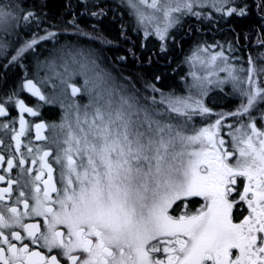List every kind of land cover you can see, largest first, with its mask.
<instances>
[{
  "label": "snow or ice",
  "instance_id": "6c2138e0",
  "mask_svg": "<svg viewBox=\"0 0 264 264\" xmlns=\"http://www.w3.org/2000/svg\"><path fill=\"white\" fill-rule=\"evenodd\" d=\"M79 4L92 17L107 15L89 0ZM117 7L162 54L185 18L214 24L249 11L245 0H119ZM257 7L264 11V0ZM45 16L0 0V81L22 72L0 101V117L9 116L5 105L19 110L18 131L15 120L0 125L15 141L13 155L0 154V264H264V112L260 127L254 116L264 108V54L236 57L240 35L227 47L197 43L184 58L187 95L147 82L136 89L93 51L61 42L69 27L88 35L75 14L61 31L42 28ZM258 44L264 48V37ZM226 84L238 106L213 113L205 97ZM25 91L43 103L28 107L19 99ZM69 95L88 103L66 102ZM47 104L63 110L60 122L35 124L40 146L22 145L24 114L39 117ZM228 118L237 123L226 125L225 147ZM196 119L205 126L196 128Z\"/></svg>",
  "mask_w": 264,
  "mask_h": 264
},
{
  "label": "flooded vegetation",
  "instance_id": "af4514ba",
  "mask_svg": "<svg viewBox=\"0 0 264 264\" xmlns=\"http://www.w3.org/2000/svg\"><path fill=\"white\" fill-rule=\"evenodd\" d=\"M49 0H24V3L27 7L36 10L40 5L43 6L44 13L46 14L47 18L46 20H54L57 21L59 19L62 20H71L72 14L76 15L77 22L84 21V32L88 33L86 36L87 43L83 46L86 48L91 49L93 52H108V51H115V52H123V51H129L131 52L137 50V46H135L134 39L130 40L132 43H128L125 45L123 39L125 40L126 32H131V23L129 21H125V15L122 8L117 7L119 3H114L113 0H89V3H95L98 5H101L105 11L107 12V15L105 17L96 18L89 15L83 7H80L79 0H66V6L64 12H58L56 14V17H52L49 15L50 7L47 5V2ZM261 3V0H247L248 5V13L245 17H248L250 14H254L255 18L257 19L254 21L251 26H248L246 30L240 32L239 30H236L234 28L226 30L232 35V42L236 43V37L237 35H240V40L238 41V51L241 53H245V57L247 58L249 55L253 57V60H256V57L260 54H264V48H261L258 44V37H264V11H261L260 8L257 7ZM71 5V14L69 12L68 6ZM93 11H99V8H93ZM48 11V12H47ZM81 13H84V15H80ZM108 19L111 23L116 21L119 23V29L118 32H121V25L126 24V31L123 33L119 32V36H115L113 29L110 32H107L106 29H102L103 25L101 24L102 20ZM93 25H95V30L93 29ZM44 26V25H43ZM41 25V27H43ZM52 30V29H49ZM53 30V31H58ZM117 32V33H118ZM42 34V33H41ZM74 34V33H73ZM71 34V35H73ZM133 34L135 35V38H137V33L133 31ZM247 36V39L244 38V36ZM95 37V38H94ZM115 37V38H113ZM129 41V40H128ZM134 41V42H133ZM217 43V42H216ZM215 43V44H216ZM219 44L224 45L227 47V44L230 43L227 42H220ZM79 47V46H78ZM238 67H246L247 65H237ZM22 76V72H20L18 69H13L12 72L8 74V76L4 77L3 81H0V101H3L7 97V93H9L14 87H16L19 84L20 77ZM77 84V82H74ZM76 87H79L78 85H75ZM227 88H225L224 93L221 94V96L225 99H228V103H222V108L220 110L215 109V103L213 102V95H208L207 98L204 100V103L212 110L213 113H229L232 111H235L238 106V100L231 95L232 88L230 84L226 85ZM81 95H78L75 97L77 99ZM210 98L211 103H209L208 99ZM81 98V97H80ZM19 99H23L28 107H32L34 109L37 108L38 105L42 104L43 102H40L38 98L31 96L30 93H27L26 91L22 93L19 96ZM9 116L8 118L0 117V125L3 124H9L10 127L12 126L11 122L12 120H15L16 123L14 127L16 130H19V110L14 108L11 105H5ZM40 115L39 117H32L29 114H24V119L28 124V129L25 132V135L21 138L22 145L27 146H40L41 142L36 141L35 139V124L38 123H46V124H53V123H59L61 120V117L63 115V110L59 107V105H52L47 104L43 105L39 108ZM261 112H264V108L261 109V111H257L254 113V116L257 118V127H260L259 118L261 116ZM201 127L205 126V123L201 121ZM208 123L214 122V117L212 120H208ZM237 121L228 118L224 121L225 128L222 130V136L225 139V147H229L228 141L229 136L227 134V124H236ZM44 135H48L49 133L45 131L43 133ZM13 133L9 130H5L3 127H0V141H3V144H0V154H3L7 157L14 154V146L15 141L11 139ZM22 151H25L26 148L22 147ZM6 167V166H5ZM0 174H5V169L0 168ZM13 177L16 175V171L14 170L11 174ZM3 184H0V187H3ZM196 200H199V198H195ZM200 204L196 203L194 207H199ZM178 211L183 210V204L180 201H177V204L173 206ZM193 208V205L189 204V209L191 210ZM32 222V221H29Z\"/></svg>",
  "mask_w": 264,
  "mask_h": 264
},
{
  "label": "trees",
  "instance_id": "16d2710c",
  "mask_svg": "<svg viewBox=\"0 0 264 264\" xmlns=\"http://www.w3.org/2000/svg\"><path fill=\"white\" fill-rule=\"evenodd\" d=\"M18 2L24 3V0H18ZM247 3V0H245ZM47 5L50 7L49 15L56 17L58 12H64L66 6V0H49ZM37 11L45 12L43 6L40 5L38 8L34 6ZM48 12V11H47ZM125 21H129L128 15L125 13ZM45 14V13H44ZM47 18V16H45ZM219 14H217V19ZM254 14H250L248 17H231L224 20H218V23L209 24L206 21L204 23H199L194 17L185 18L181 29L173 33L175 36V43L169 42L168 48L169 51L167 54H162L159 52V41L155 38H149L148 40H142V33L137 35L133 34L131 30L126 32L125 40L123 39L125 45L134 39L135 46L137 50L133 52L123 51L115 52L101 51L98 53L99 60H101V65L103 61L107 62L111 69L115 68L124 78L131 80V82H136L138 89H141L142 86L147 83H155L156 87L160 88L163 92H174L183 93L185 89V76H187V66L184 63L185 55L189 53L197 43H206L207 45H214L216 42H232V34L226 30L234 28L240 32L247 29L248 26L256 21ZM47 23L42 24V28H49V25H57L56 29L61 31L64 26L63 22L67 20L59 19L57 21L47 20ZM81 29L84 28V21L77 22ZM132 24V21L130 20ZM101 24L103 25L102 29H106L107 32H110L112 29L115 36H119L118 32L119 23L114 21L111 23L108 19L102 20ZM126 28V24H124ZM53 29V28H49ZM76 30L74 28H67V31L61 37V41L64 39L70 38L73 39L77 44L87 43V38L84 35L77 36L75 34ZM118 32V33H117ZM74 33V34H73ZM73 34V35H71ZM115 38V37H113ZM129 40V41H128ZM133 41V42H134ZM143 44V47L141 46ZM236 57H239L240 60L246 61L247 58L244 56L245 53L239 51L236 52ZM125 57V61L121 62L118 60V57ZM151 58V63L149 62ZM155 76L160 77V81L156 82L153 78ZM189 80V79H188ZM223 92L221 91L219 95ZM159 98V96H157ZM209 103L211 100L208 99ZM213 102L216 104L215 109L220 110L222 108L223 100L214 98ZM223 103H228L226 99Z\"/></svg>",
  "mask_w": 264,
  "mask_h": 264
},
{
  "label": "rangeland",
  "instance_id": "374dc122",
  "mask_svg": "<svg viewBox=\"0 0 264 264\" xmlns=\"http://www.w3.org/2000/svg\"><path fill=\"white\" fill-rule=\"evenodd\" d=\"M116 1H118L119 2V0H116ZM142 40H144L143 38H142ZM75 46H77V44L75 45ZM48 47H50L49 45L47 46V48ZM79 48V47H78ZM46 49V48H45ZM97 55H98V53H96ZM98 63H100V65H101V60H98ZM186 66H187V73H188V71H189V66L186 64ZM102 68H106V69H108V70H110L111 71V69H110V67H109V65L107 64V62H105V61H103V63H102ZM114 76H120L121 74L120 73H118V72H115V74H113ZM222 76H223V74H221ZM189 79V82L191 81V77H189L188 78ZM77 82H78V86L79 87H81L82 86V84H83V80H82V78H80V77H77L76 79H75ZM75 80H73L72 82H75ZM118 83H120V84H123L124 83V81L123 80H118L117 81ZM132 87H135L136 89H138L137 88V86H136V82H133L132 81V85H131ZM215 90H217V88H215L214 90H212V91H210L209 93L211 94V93H213ZM224 91H225V88L223 89V93H224ZM81 92L83 93V88L81 87ZM165 93H167V92H165ZM176 95H181V96H183V95H187V91L184 89V92L183 93H177ZM214 98L216 99V98H218V99H221V100H223V102L226 100L225 98H223L221 95H219V94H215L214 93ZM72 99H71V96L69 95V99H68V101H66V102H70ZM157 100H159V98H157ZM77 103H79L81 106H83L84 104H87L88 103V97L87 96H85V95H82L81 96V98H79V100L78 101H76ZM222 102V103H223Z\"/></svg>",
  "mask_w": 264,
  "mask_h": 264
}]
</instances>
